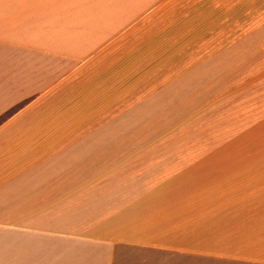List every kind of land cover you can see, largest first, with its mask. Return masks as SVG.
Masks as SVG:
<instances>
[{"label": "crops", "instance_id": "0c3cea01", "mask_svg": "<svg viewBox=\"0 0 264 264\" xmlns=\"http://www.w3.org/2000/svg\"><path fill=\"white\" fill-rule=\"evenodd\" d=\"M178 99L191 131L264 147V103L225 111L264 101V0H0V264H264L256 153L243 175H102L118 133L165 131Z\"/></svg>", "mask_w": 264, "mask_h": 264}, {"label": "rangeland", "instance_id": "374dc122", "mask_svg": "<svg viewBox=\"0 0 264 264\" xmlns=\"http://www.w3.org/2000/svg\"><path fill=\"white\" fill-rule=\"evenodd\" d=\"M176 102L177 113L170 115L168 112L172 110L173 100L164 101L167 111L164 118L165 131L135 130L127 134L119 132V137L123 134L128 137V140L127 142L119 141L117 152H114L118 163L103 165L102 175H170L175 170H183L190 164H192L194 175H243L244 171H253L255 165L252 156L255 153L261 159L257 165L261 167L262 175H264V147L256 149L238 147V132L218 133L212 130L205 132L200 130L202 126L200 123L195 125L198 131H191L188 109L185 110L189 107L188 101L178 99ZM251 102L255 105L236 110L227 108L225 110L229 114L226 118L227 122L230 120L231 124L255 122L254 114L260 111L256 110V104L259 105L264 101ZM150 105L149 110L145 108L143 113V110L135 111V127L138 124H153L157 117H154L151 109L153 104L150 103ZM116 122L120 123L119 118ZM213 126L209 124L210 128ZM130 135L132 137H129ZM220 140L229 141L230 144L224 147L206 146L209 143L219 144ZM58 168L61 171L62 167L58 166ZM12 177L13 175H6L4 191L1 194L6 204L9 199L12 200ZM66 182L73 185L77 183V179L71 176ZM124 252L126 253L122 254L123 258L119 259L117 264H158L157 260L150 259L148 251L127 249Z\"/></svg>", "mask_w": 264, "mask_h": 264}]
</instances>
